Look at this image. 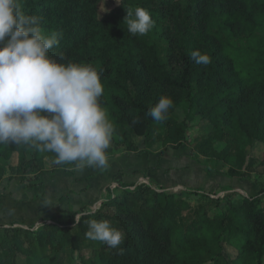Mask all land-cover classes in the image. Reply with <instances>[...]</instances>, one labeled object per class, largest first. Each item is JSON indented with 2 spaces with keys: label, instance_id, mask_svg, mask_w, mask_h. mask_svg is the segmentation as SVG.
<instances>
[{
  "label": "trees",
  "instance_id": "obj_1",
  "mask_svg": "<svg viewBox=\"0 0 264 264\" xmlns=\"http://www.w3.org/2000/svg\"><path fill=\"white\" fill-rule=\"evenodd\" d=\"M100 3L21 0L25 14L40 18L45 34H59V44L49 51L53 59L91 65L100 72V103L115 135L127 143L151 136L157 121L149 110L168 96L172 109L183 107L189 114L198 110L213 128L219 121L231 126L236 140L264 142V0H120L105 14L99 12ZM136 6L155 21L144 36L128 33L124 23L126 9ZM196 50L210 57L207 65L192 60ZM144 83L147 89L142 91ZM186 125L171 126L163 144L182 142ZM212 142V137L202 142L199 152L209 153ZM117 149L110 146L107 154ZM52 155L27 145H0V158L15 160L10 166L27 185V173L41 172L44 158ZM2 175L0 163V180ZM118 187L122 192H110L94 210L84 205L68 211L65 221L0 224V264H32L36 248L45 250L38 264H202L213 242L221 247L217 258L226 264H264V187L256 194L246 191L237 203V194L227 193L229 185L206 191L142 180ZM84 212L93 214L81 216ZM188 212L192 218L181 223ZM88 219H105L121 230L119 248L88 239L83 222ZM226 247L238 252L234 260L225 254Z\"/></svg>",
  "mask_w": 264,
  "mask_h": 264
},
{
  "label": "clouds",
  "instance_id": "obj_2",
  "mask_svg": "<svg viewBox=\"0 0 264 264\" xmlns=\"http://www.w3.org/2000/svg\"><path fill=\"white\" fill-rule=\"evenodd\" d=\"M126 11L128 33L144 36L154 28L155 21L145 8ZM58 37L56 32L45 34L40 18L25 14L21 0H0V145H27L54 153L57 165L106 169L115 129L100 103L101 74L91 65L53 59L49 51L59 44ZM191 58L198 65L210 62L199 50ZM172 105L173 100L163 96L149 115L165 121ZM75 219L79 222V217ZM83 222L88 239L113 249L122 244L124 233L110 221Z\"/></svg>",
  "mask_w": 264,
  "mask_h": 264
},
{
  "label": "rangeland",
  "instance_id": "obj_3",
  "mask_svg": "<svg viewBox=\"0 0 264 264\" xmlns=\"http://www.w3.org/2000/svg\"><path fill=\"white\" fill-rule=\"evenodd\" d=\"M119 1L120 0H101L99 6L100 14L107 13L112 7L118 5ZM159 45L163 58L167 59V46L164 43L163 39H160ZM143 88L144 90L147 89L146 83H144V86L141 88L142 91ZM184 121H187V125L185 126V139L180 143L170 145L163 144V140L167 136L169 128L171 126H174L175 124H181ZM216 124H218V126L214 128L211 127L210 123L207 120L202 119L200 111L198 110L189 114L183 107H178L176 109H172L171 107L168 111L167 120L157 121V127L151 136L133 137L132 143H127L124 137L114 134L111 146L113 148H118L117 151H115V153L113 154H119L125 151L138 153L131 155V157L128 158V164H131L133 166L140 165L139 167H142L140 168L141 171L139 172V175L138 173H133L135 174L134 178H132L133 174L129 176V178L133 181H155V184L158 185H174L175 179L173 176L174 171L172 167L174 168L183 166V168H189L190 162H193L194 164L198 165V168L195 172L193 171V169H191L193 172V176L191 175V172V174L185 172L186 174H189L188 178L190 179L187 184H205V186H207L208 188L217 187L218 184L219 186L229 185L232 187V190H229L227 193L230 195L235 192L237 194L236 201L239 202V200L241 199V194L243 195L246 191L250 194H256L262 187H264V142L253 140L252 144L248 145L246 144L245 140L235 139L231 126H226L223 124V122L221 123L220 121ZM210 137L213 138V142L211 143L212 150L207 154H201L198 149L200 144ZM151 151L157 152L159 155L163 154L164 160L154 158ZM54 156L55 155H52L50 157L46 156L44 158V166L41 172L29 171L27 173V176L30 179L29 183L31 182V185H26L28 187H34L35 185L41 183L40 186L34 189H28L26 186L20 185L19 187H17V189H15V187L22 182L20 180L17 181L16 179H14L9 184L7 180L3 181L0 185L1 190L3 191V187H7L10 185L9 187L10 190H12L13 194L19 195L21 197L37 195L41 192H45V190H48L51 187L57 189L58 186H61L60 191H64L68 189H74L75 187L77 181H70V179L72 178L70 176H74V178H77L83 175V177L90 178L89 191L85 196L88 197L90 201H95V203H92V205L90 206L92 210L99 207L101 205V202L109 197L110 192L115 193L117 191L118 194L119 192H122L121 190H119L120 187H118L117 185H114L113 188H110L109 186L107 189H103L102 187H100V185H94L97 178L103 176L105 178L110 177V174L114 170L112 167L114 166V163L115 161H117V159L109 158V166L106 169L85 167L83 169H75L70 172L65 170L68 169L65 168V164H55ZM148 156L150 157V163L152 167H149L150 163L148 160ZM0 163L2 166H4V168L7 169V175H17L16 168L12 167L13 165L10 166V164L15 163V160L12 161V163H9L3 158H0ZM13 168L14 170H12ZM69 168L73 169L76 167ZM58 169L59 171L55 174L50 173L57 171ZM206 169L212 171L211 174ZM204 170L207 173L204 172ZM233 171L239 172L241 173V175L230 176L231 172ZM152 173H155L154 176H152ZM145 177L150 178L146 179ZM121 184L125 185L131 183ZM201 188L204 189L205 187L201 186ZM82 195L83 194H81L80 196ZM234 200L235 199L233 197V201ZM70 202L72 203L71 206L74 207L73 200H71ZM85 203L88 202H83V204ZM226 204L227 202L223 203V206H225ZM55 207L60 208L61 206L59 205ZM224 208L226 209V207ZM188 213L189 214L185 213L183 217H180L181 223H185L192 218L193 215L190 212ZM11 217H16L15 214L11 211L8 212L7 210H3V212H0L1 222L7 223L10 221ZM38 223L39 222L33 225H36ZM220 251L221 247L219 243L213 242L210 249L204 254V261L202 264H226L223 258H217L218 252L220 253ZM225 252L223 251V253L225 254H232L233 260L235 259L234 256L238 254V252H236L233 247H226ZM43 253H45V250L43 252L41 251V249L36 248L32 257L29 259V262L32 264H38L42 258ZM88 253H85L86 257L90 254ZM226 261L228 262V260Z\"/></svg>",
  "mask_w": 264,
  "mask_h": 264
},
{
  "label": "crops",
  "instance_id": "obj_4",
  "mask_svg": "<svg viewBox=\"0 0 264 264\" xmlns=\"http://www.w3.org/2000/svg\"><path fill=\"white\" fill-rule=\"evenodd\" d=\"M151 152L154 158L159 159V160H164L163 154L159 155L157 152H153V151ZM134 154H138V153L131 152V151H125L119 154L109 155V158L117 159V161H115L114 163V166L112 167L114 170L110 174V177L108 178H105L104 176L97 178L94 185L96 186L100 185V187H102L103 189L105 188L107 189L109 186L110 188L111 187L113 188L114 185L118 186L121 183L137 182L129 178V176H131L133 173L135 174L138 173L139 175V172L141 171L140 168H142V167H139L140 165L133 166L131 164H128V161H129L128 158H130L131 155H134ZM148 160L150 163L151 160L149 156H148ZM149 167H152L151 163ZM143 168H146V167H143ZM197 168H198V165L194 164L193 162L192 163L190 162L189 168H183V166L174 167V168L172 167L174 171L173 176L175 179L174 185L166 184V186L164 185L162 186H164L165 188H175L181 185L182 186L187 185V186L195 187V188H201V186H204L205 187L204 189L206 191L216 190L220 187L219 184L217 187H211V188H208L207 186H205V184L204 185H199L198 183L197 184H187V182H189L190 179L188 178L189 174H186V173L191 172L192 174L191 173L190 174L193 176V172L191 169H193V171L195 172ZM2 169H3V175L0 180V185L5 180H7L8 184L12 182L14 179L18 181L15 175H7L6 172L8 171L6 168H4V166H2ZM75 169L77 168H73V169L68 168L65 170L72 172ZM12 170H14V168ZM58 171L59 169L57 171L50 172V173L55 174ZM204 172L206 171L204 170ZM135 174L132 175L133 176L132 178L135 177ZM154 174L155 173H152V176H154ZM70 177H72L70 181H74V182L77 181L75 184V187L74 189H68L64 191L63 190L60 191L61 186H58L57 189H54V187H51L50 189L45 190V192H41L40 194H37V195L21 197L19 195L13 194L12 190H10V187H9L10 185L7 187H3L4 188L3 191L0 188V212L1 211L3 212V210H7L8 212L10 211L13 212L16 216V217H11L10 221L7 223L0 221V224H10L12 222H15V223H24L26 225H33L42 220H49V219L54 220V221H65L66 220L65 216L69 210L71 209L77 210L84 205L90 208L92 203H95V201H92V200L90 201V199L85 196L89 191V186H90L89 179L90 178L83 177V175L77 178H74V176H70ZM145 178L149 179L150 177H145ZM20 185L26 186L28 189H34L40 186L41 183L35 185L34 187H28L26 184L20 183L18 186L15 187V189H17V187H19ZM81 194L83 195L80 196ZM115 194H118V192L116 191ZM236 196H234V199H235L234 203H237ZM71 200H73L74 202V207L71 206L72 205V203L70 202ZM84 200L87 201L88 203L83 204V202H85ZM45 201L49 202L47 206L45 205ZM59 205L61 206L60 208L55 207ZM51 208H52V211H51Z\"/></svg>",
  "mask_w": 264,
  "mask_h": 264
}]
</instances>
